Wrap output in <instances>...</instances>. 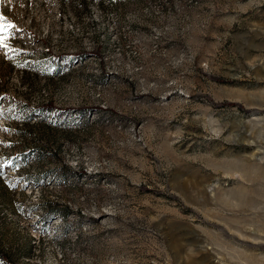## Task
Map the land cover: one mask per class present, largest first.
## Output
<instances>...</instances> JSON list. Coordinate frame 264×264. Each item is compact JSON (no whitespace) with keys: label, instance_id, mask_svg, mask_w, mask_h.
<instances>
[{"label":"rangeland","instance_id":"obj_1","mask_svg":"<svg viewBox=\"0 0 264 264\" xmlns=\"http://www.w3.org/2000/svg\"><path fill=\"white\" fill-rule=\"evenodd\" d=\"M0 14V264H264V0Z\"/></svg>","mask_w":264,"mask_h":264},{"label":"snow or ice","instance_id":"obj_2","mask_svg":"<svg viewBox=\"0 0 264 264\" xmlns=\"http://www.w3.org/2000/svg\"><path fill=\"white\" fill-rule=\"evenodd\" d=\"M15 27L13 24L6 23V17H4L2 14H0V44H3L4 46H7L4 40V33L8 30ZM2 167V165H0Z\"/></svg>","mask_w":264,"mask_h":264}]
</instances>
